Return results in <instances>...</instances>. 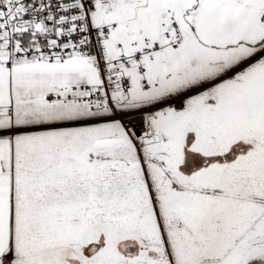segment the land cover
Listing matches in <instances>:
<instances>
[{
  "label": "snow or ice",
  "instance_id": "obj_1",
  "mask_svg": "<svg viewBox=\"0 0 264 264\" xmlns=\"http://www.w3.org/2000/svg\"><path fill=\"white\" fill-rule=\"evenodd\" d=\"M0 264H264V0H0Z\"/></svg>",
  "mask_w": 264,
  "mask_h": 264
}]
</instances>
